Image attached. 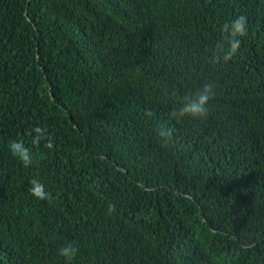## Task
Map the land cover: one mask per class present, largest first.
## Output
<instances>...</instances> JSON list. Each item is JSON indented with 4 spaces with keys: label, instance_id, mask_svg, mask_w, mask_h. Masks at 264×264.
Instances as JSON below:
<instances>
[{
    "label": "trees",
    "instance_id": "trees-1",
    "mask_svg": "<svg viewBox=\"0 0 264 264\" xmlns=\"http://www.w3.org/2000/svg\"><path fill=\"white\" fill-rule=\"evenodd\" d=\"M0 264H264V0H0Z\"/></svg>",
    "mask_w": 264,
    "mask_h": 264
},
{
    "label": "clouds",
    "instance_id": "clouds-1",
    "mask_svg": "<svg viewBox=\"0 0 264 264\" xmlns=\"http://www.w3.org/2000/svg\"><path fill=\"white\" fill-rule=\"evenodd\" d=\"M246 18L243 15L237 16L221 26V31L227 34V46L222 50V59L227 61L239 49L241 37L246 33ZM214 85L206 82L203 86L186 95L182 102L172 113L176 118H200L204 116L208 109V104L213 96ZM32 144L43 142L44 147L52 149L54 147L53 139L47 129L39 124L31 129ZM8 150L13 157L18 159L24 166H30L34 160V154L31 147L23 139H14L9 142ZM28 191L37 199L45 200L49 197L46 185L37 177H33L29 182ZM60 254L67 260H71L77 252L72 244H65L59 249Z\"/></svg>",
    "mask_w": 264,
    "mask_h": 264
}]
</instances>
